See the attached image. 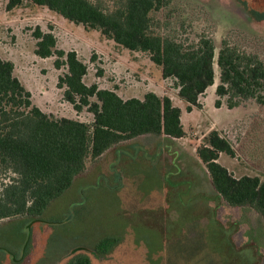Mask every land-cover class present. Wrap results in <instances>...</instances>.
Here are the masks:
<instances>
[{
    "label": "rangeland",
    "instance_id": "1",
    "mask_svg": "<svg viewBox=\"0 0 264 264\" xmlns=\"http://www.w3.org/2000/svg\"><path fill=\"white\" fill-rule=\"evenodd\" d=\"M97 1L104 8L122 2ZM7 3L0 0V56L14 63V74L44 112L94 120L87 108L76 111L58 87L60 75L67 72L66 66H55L58 56L35 53L38 26L54 33L57 49L77 51L88 66L87 84L124 99L144 98L150 91L174 99L184 110L185 135L140 136L114 145L97 159L89 157L85 171L43 216L0 220V264H67L78 253L87 254L92 264H264V217L251 206L230 205L198 155L217 130L235 151L234 156L220 152L219 163L237 178L258 176L264 182V107L249 98L229 108V95L216 107L220 73L215 62V84L200 96L196 110L188 111L177 79L164 77L149 52L131 50L99 29L30 0L11 10ZM151 15L156 33L186 42L210 35L216 57L227 38L264 60V0H170ZM137 143L145 146V159L119 161L118 153ZM135 176L142 186L124 192L114 188L116 179L132 182ZM108 235L119 242L100 253L96 243Z\"/></svg>",
    "mask_w": 264,
    "mask_h": 264
},
{
    "label": "trees",
    "instance_id": "2",
    "mask_svg": "<svg viewBox=\"0 0 264 264\" xmlns=\"http://www.w3.org/2000/svg\"><path fill=\"white\" fill-rule=\"evenodd\" d=\"M24 1L8 0L7 9ZM30 1L75 23L99 29L131 50L149 52L164 77L177 79L179 96L188 103V111L199 106L200 96L215 84V62L220 73L216 107H221V98L228 95L229 108L249 98L264 107V60L258 54L226 38L216 57V44L210 35L202 33L197 40L186 42L153 31L152 12L170 0H122L115 8H104L97 0ZM34 36L38 56L56 54L55 66L67 68L58 82L65 99L78 112L87 108L94 120L88 123L44 112L14 74V63L0 56V220L20 215L40 218L85 171L89 157L97 159L122 141L147 133L185 135L182 110L171 97L150 91L144 98L124 99L96 83L89 85L84 80L88 66L76 50L57 49L54 33L39 26ZM220 152L235 155L230 140L213 130L198 155L207 165L217 192L230 205L251 206L264 217V182L258 176L235 177L219 163ZM118 242V237L108 235L97 241L96 249L108 253ZM67 264L92 261L87 254L78 253Z\"/></svg>",
    "mask_w": 264,
    "mask_h": 264
},
{
    "label": "crops",
    "instance_id": "3",
    "mask_svg": "<svg viewBox=\"0 0 264 264\" xmlns=\"http://www.w3.org/2000/svg\"><path fill=\"white\" fill-rule=\"evenodd\" d=\"M172 99V98H171ZM182 99V98H181ZM183 100V99H182ZM172 101H173V103H174V105H176V101L174 100V99H172ZM185 101V100H184ZM177 106H179L180 108H181V110H182V114H181V120H182V118H183V115H184V110H183V107L180 105V104H178ZM196 110V108L195 107H193V109H192V111L191 112H193V111H195ZM182 123H183V121H182ZM184 125V124H183ZM185 129V128H184ZM150 134H152V133H147V134H143V135H139V136H136V137H139L140 138V136H146V135H150ZM161 135H163V136H167V137H170V138H174V139H176V137H173V136H169V135H166V134H161ZM136 137H134V138H131V139H128V140H130V141H132V139H135ZM123 142V141H122ZM119 144V143H118ZM125 149V153L124 154H121V153H118V159H119V161L121 160H123L124 159V163H125V161L126 162H129V161H127V159H131V161L132 160H135V159H132V158H135V157H133V156H136V157H138V158H142V159H145V156L143 155V152H144V154H145V152H146V148H145V146H143L141 143H137V144H132V150H129V149H127V148H124ZM175 150V149H174ZM164 151H166V150H164ZM118 152H120V150L118 151ZM122 155H124V156H122ZM175 157H174V159H172V163H175ZM132 163V162H131ZM83 173V172H82ZM81 173V174H82ZM79 176V175H78ZM77 176V177H78ZM76 177V178H77ZM76 180V179H75ZM75 180H74V182H75ZM74 182H73V184H74ZM72 184V185H73ZM142 184V180L139 178V177H134V180L132 181V182H129L126 178H124V179H122V178H119V179H116L115 180V185H114V188L115 189H117V188H120V189H123V192L126 190V189H128V187H130V186H133V187H140V186H142L141 185ZM172 184H173V186H176V182H173L172 181ZM163 186V185H162ZM72 187V186H71ZM70 187V188H71ZM69 188V189H70ZM68 189V190H69ZM67 190V191H68ZM66 191V192H67ZM175 199H174V202L176 203V196L174 197ZM59 199V198H58ZM56 201V200H55ZM179 203V202H178Z\"/></svg>",
    "mask_w": 264,
    "mask_h": 264
}]
</instances>
